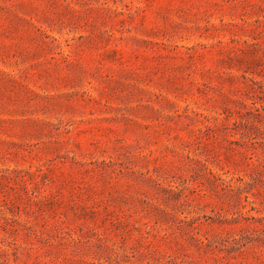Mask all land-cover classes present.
<instances>
[{
    "label": "rangeland",
    "instance_id": "1",
    "mask_svg": "<svg viewBox=\"0 0 264 264\" xmlns=\"http://www.w3.org/2000/svg\"><path fill=\"white\" fill-rule=\"evenodd\" d=\"M0 264H264V0H0Z\"/></svg>",
    "mask_w": 264,
    "mask_h": 264
}]
</instances>
